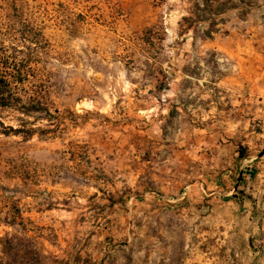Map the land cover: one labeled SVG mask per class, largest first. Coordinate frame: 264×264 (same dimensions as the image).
<instances>
[{
	"label": "rangeland",
	"instance_id": "1",
	"mask_svg": "<svg viewBox=\"0 0 264 264\" xmlns=\"http://www.w3.org/2000/svg\"><path fill=\"white\" fill-rule=\"evenodd\" d=\"M195 3L0 0L54 114L0 134V264H264V0Z\"/></svg>",
	"mask_w": 264,
	"mask_h": 264
},
{
	"label": "trees",
	"instance_id": "2",
	"mask_svg": "<svg viewBox=\"0 0 264 264\" xmlns=\"http://www.w3.org/2000/svg\"><path fill=\"white\" fill-rule=\"evenodd\" d=\"M219 0H196L194 10L199 21L207 22L213 25L206 18V15L218 14V10L222 9V4L214 6V2ZM189 21L190 18H184ZM197 20V21H198ZM34 33V30H32ZM40 33V32H38ZM205 36L211 38L212 31L206 30ZM29 38H24L23 46H0V134L5 136L22 135L25 139L32 138L34 134H39L40 137H45L50 129L43 127H35L38 122L54 123L50 103L46 98L47 90L42 80L38 79L36 68L31 65L33 60L40 59L38 49H34L33 45L28 44ZM32 43L39 48L40 42L35 38ZM37 63V62H36ZM56 113L58 109L54 110ZM5 112H13L17 114V126L7 125L3 118ZM245 151L240 150V157L245 156ZM9 245L12 246V239H6ZM35 255V254H34ZM39 255L32 258H27L26 262L35 264L38 261ZM7 264H12L7 262Z\"/></svg>",
	"mask_w": 264,
	"mask_h": 264
}]
</instances>
